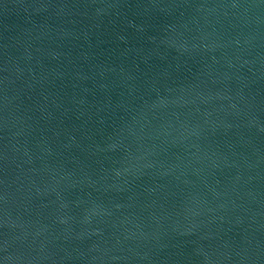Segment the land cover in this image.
Instances as JSON below:
<instances>
[{
  "label": "water",
  "instance_id": "95a60500",
  "mask_svg": "<svg viewBox=\"0 0 264 264\" xmlns=\"http://www.w3.org/2000/svg\"><path fill=\"white\" fill-rule=\"evenodd\" d=\"M0 264H264V0H0Z\"/></svg>",
  "mask_w": 264,
  "mask_h": 264
}]
</instances>
